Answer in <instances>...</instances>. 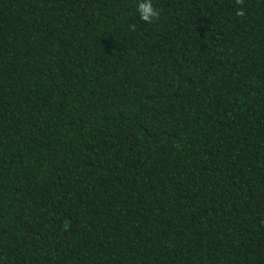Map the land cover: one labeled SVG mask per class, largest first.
Masks as SVG:
<instances>
[{
  "label": "trees",
  "instance_id": "obj_1",
  "mask_svg": "<svg viewBox=\"0 0 264 264\" xmlns=\"http://www.w3.org/2000/svg\"><path fill=\"white\" fill-rule=\"evenodd\" d=\"M138 2L0 0V264H264V0Z\"/></svg>",
  "mask_w": 264,
  "mask_h": 264
},
{
  "label": "clouds",
  "instance_id": "obj_2",
  "mask_svg": "<svg viewBox=\"0 0 264 264\" xmlns=\"http://www.w3.org/2000/svg\"><path fill=\"white\" fill-rule=\"evenodd\" d=\"M236 4L241 6L238 8L236 15L240 17L245 16L246 13L243 10L244 0H236ZM136 10L140 19L147 23H153L154 21L159 20L162 11L154 5L153 0H139ZM131 27L135 30V25H132Z\"/></svg>",
  "mask_w": 264,
  "mask_h": 264
}]
</instances>
